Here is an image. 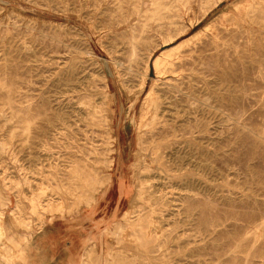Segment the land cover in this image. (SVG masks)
<instances>
[{
	"label": "rangeland",
	"instance_id": "rangeland-1",
	"mask_svg": "<svg viewBox=\"0 0 264 264\" xmlns=\"http://www.w3.org/2000/svg\"><path fill=\"white\" fill-rule=\"evenodd\" d=\"M155 1L0 0V219L15 250L0 264H264V0ZM156 4L169 28L152 27ZM125 20L147 22L130 73ZM181 43L193 61L158 75L150 60L139 93L147 53ZM149 90L178 100L157 137L165 170L137 174ZM137 175L154 200L119 221Z\"/></svg>",
	"mask_w": 264,
	"mask_h": 264
},
{
	"label": "bare ground",
	"instance_id": "bare-ground-1",
	"mask_svg": "<svg viewBox=\"0 0 264 264\" xmlns=\"http://www.w3.org/2000/svg\"><path fill=\"white\" fill-rule=\"evenodd\" d=\"M157 1V0H156ZM155 1V2H156ZM172 1V0H171ZM126 2V1H125ZM137 2L140 3L141 10L145 9L146 4L148 3V0H137ZM154 3V2H153ZM188 6V5H187ZM166 9V7L164 8ZM227 10V9H226ZM252 12V11H251ZM235 13V12H234ZM238 13V12H237ZM138 15V14H137ZM242 15V14H241ZM233 16V15H232ZM235 16V15H234ZM238 16V15H237ZM152 19H154V24H152L153 28L155 30L157 29H161L163 27H168L172 24L171 20H166L165 17H167L163 11L161 10V7L159 5H155L154 9H153V15L150 16ZM174 18V17H173ZM151 19V20H152ZM135 21V20H134ZM145 21V20H144ZM147 22H139V23H130L129 21L125 20V24H127V30H128V36H127V43L126 46L128 48V54H127V58H126V62L124 63L121 62L123 65V69L125 71V73H130V71L132 70V65L133 63H135V55H136V51L137 48L139 46V42L142 39V34L145 31V26H146ZM169 28V27H168ZM208 28V27H207ZM152 30V29H151ZM154 31V30H153ZM155 32V31H154ZM182 34V30H173L170 32H167L166 35H162L161 37V44H167L173 40H175L177 37H179ZM206 34V31L205 33ZM211 34V33H210ZM204 36V35H203ZM202 39V38H201ZM199 40V39H198ZM205 42V41H204ZM210 42V41H208ZM206 42V43H208ZM119 44V43H118ZM176 44V43H175ZM210 44V43H209ZM212 44V43H211ZM181 45L183 46V44H179V45H174L172 47H166V48H162L160 49V51L156 54L152 56V52L150 51L149 53H147L145 59H144V65H143V73L141 75V78L139 80L138 83V92L140 93V90L142 88V86L144 85L146 78L148 76V68H149V62L150 60L152 61V65L153 68L155 70V72L158 75L164 74L166 72L173 71V69H176L177 67H181L182 65H184L185 63L188 62H192L193 59H191L192 57H189V59H182V55L180 54V47ZM204 45V44H203ZM206 45V44H205ZM124 46V45H122ZM116 47V46H115ZM155 47V46H154ZM208 47V46H207ZM143 49V48H142ZM198 49V48H197ZM200 49V48H199ZM198 49V50H199ZM125 50V49H124ZM153 50V49H152ZM188 50V49H186ZM185 50V52H186ZM127 53V52H126ZM184 53V52H183ZM199 57V56H198ZM201 57V56H200ZM203 59V58H202ZM120 60V59H119ZM199 61V60H198ZM115 63V62H114ZM120 64V63H119ZM192 64V63H191ZM118 66V65H117ZM135 66V65H134ZM187 67V66H186ZM134 68V67H133ZM184 68V67H183ZM133 71V70H132ZM177 73V72H176ZM180 74V73H179ZM192 72H186L183 74V78L186 76L187 78L192 79ZM179 77V76H178ZM185 77V78H186ZM195 77V76H194ZM199 78V77H198ZM202 78V77H201ZM154 79V78H153ZM157 79V78H156ZM177 79V78H176ZM195 79V78H194ZM196 80V79H195ZM204 80V79H203ZM202 80V81H203ZM193 81V80H192ZM201 81V80H200ZM199 81V82H200ZM126 83V82H125ZM181 83V82H180ZM203 83V82H202ZM106 84V82H105ZM104 84V86H105ZM155 84V83H154ZM166 84V83H165ZM198 84V83H197ZM204 84V83H203ZM158 85V84H157ZM169 86V85H168ZM172 86V84H171ZM153 87V86H152ZM157 87V86H156ZM179 87V86H178ZM174 88V87H173ZM198 88V87H197ZM156 89V88H155ZM159 89V88H158ZM202 89V88H201ZM109 90V89H108ZM153 90V89H152ZM152 90L147 93L148 96V104L146 107V112L143 113L141 115V117L139 118V123L136 125V149L134 151V158H135V162L139 161V167L137 169V174L140 173V171H150L152 169H155L156 167L158 169H161L160 171H164L165 168L160 167L159 165H162L161 162L159 161L161 156V153L159 152L160 148H162V143H160V140L157 138L160 136L161 133L165 132V127L164 124L162 122V118H163V112H164V107L163 105H170L171 103L177 101V98H173L171 93H159L157 96L153 95ZM196 90V89H195ZM158 91V90H157ZM170 91V89H169ZM180 91V90H179ZM127 92V91H126ZM125 92V93H126ZM135 95V99L138 98V93ZM142 92V91H141ZM160 92V90L158 91ZM164 92V91H163ZM173 92V91H172ZM175 92V91H174ZM181 92V91H180ZM198 93V92H197ZM128 94V92H127ZM126 94V96H127ZM194 94V93H193ZM201 94V93H200ZM117 95V94H116ZM206 95V94H205ZM188 98L190 100H194L195 98H193L190 95H187ZM175 97V96H174ZM106 98V97H105ZM129 99V97H127ZM198 101V100H197ZM196 101V102H197ZM93 104V103H92ZM98 104V103H97ZM105 104V103H104ZM116 104V98L115 95L113 93H108L107 95V104H106V108H105V120L107 122V128H106V133H107V144L105 146V150L107 151V154H109V162L113 161L111 153H113L115 151V144L113 142H115V136L113 135L112 132V127H113V123H114V116H115V108L113 107ZM95 104L92 105V107ZM103 106V105H102ZM89 110V109H88ZM87 110V111H88ZM90 111V110H89ZM95 113V112H94ZM102 113V112H101ZM104 114V113H103ZM137 119V118H136ZM133 121V120H132ZM106 126V125H105ZM114 129V128H113ZM194 143V142H193ZM191 146V144H190ZM135 147V146H134ZM78 152V151H77ZM105 152V151H103ZM77 154V153H76ZM86 154V153H85ZM78 157V156H77ZM120 157V156H119ZM146 157H148V161L146 159ZM90 159V158H89ZM93 159V158H92ZM104 162V160H103ZM159 164V165H153V164ZM110 164H108L109 166ZM82 166V165H81ZM136 166V165H135ZM78 172V171H77ZM80 179L81 176H83V174H79ZM75 177V176H74ZM96 177V176H95ZM139 175H137V183L135 184V191L134 194L132 196V198H134V200H136V202H132V204L129 205L128 210L124 211V213L121 216V220L119 221H125L129 222V214H130V210L134 205L139 204L140 206L143 207L144 203L143 200H146V204L148 206V208H150L149 206L151 205V201H153L154 197H152L151 192H148V187L147 185H145V183L141 182L139 179ZM109 180V177L106 176L105 178H103V180L101 181V184L99 185V187H102L103 185L107 184ZM98 181V180H97ZM121 183V187L123 186V183L120 181ZM92 187V186H91ZM96 189V188H95ZM93 188V191L95 190ZM1 194V193H0ZM132 195V194H131ZM2 197V196H1ZM86 197V196H85ZM141 198V200H140ZM94 198H91L87 200V204H89L90 202L93 201ZM3 200H1L2 202ZM133 201V200H132ZM62 204V203H61ZM154 204V203H153ZM1 206V205H0ZM55 207V206H54ZM59 207V205H58ZM61 207V206H60ZM141 208V207H140ZM145 208V207H143ZM142 208V209H143ZM60 209V208H59ZM141 209V210H142ZM192 209V208H191ZM36 210V209H35ZM140 210V211H141ZM151 210V209H150ZM152 211V210H151ZM150 211V212H151ZM155 212V211H154ZM152 213V212H151ZM152 215V214H151ZM153 216V215H152ZM151 216V217H152ZM149 216V218H151ZM154 217V216H153ZM189 217V216H188ZM187 217V218H188ZM147 218V217H146ZM155 218V217H154ZM153 218V219H154ZM152 219V220H153ZM156 219V218H155ZM116 220L115 218L111 219V223H114ZM146 221V220H145ZM144 221V222H145ZM149 221V220H148ZM151 221V220H150ZM154 222V221H153ZM146 223V222H145ZM159 223V222H158ZM184 223V222H183ZM191 223V222H190ZM151 224V223H150ZM43 225V224H41ZM148 225V224H147ZM160 225V223H159ZM136 226V225H135ZM150 226V225H149ZM156 226V225H154ZM161 226V225H160ZM134 227V226H133ZM147 227V226H146ZM163 227V226H161ZM118 228V227H117ZM126 228V227H125ZM139 228V227H138ZM160 228V227H159ZM140 229V228H139ZM138 229V230H139ZM153 229V226H152ZM157 229V228H156ZM161 229V228H160ZM160 229H157L158 231ZM124 230V229H123ZM135 230V229H134ZM148 230V229H147ZM156 230V231H157ZM163 230V229H161ZM132 231V230H131ZM140 231V230H139ZM138 231V232H139ZM146 231V229H145ZM117 232V230H116ZM134 232V231H133ZM151 232V229H150ZM153 232V231H152ZM151 232V233H152ZM167 232V231H166ZM124 233V232H123ZM130 233V232H129ZM149 233V232H148ZM4 234V226L2 224V221L0 219V239H2L1 243L4 244V248H2L0 251H2V254H6L9 258H13V256L15 255V250L12 248V246H10L5 240H3V235ZM140 234V233H139ZM116 235V234H115ZM125 235V234H123ZM130 235V234H128ZM162 235V234H161ZM164 235V234H163ZM21 236V235H20ZM127 236V235H126ZM160 236V235H159ZM171 236V235H170ZM121 237V236H120ZM149 237V236H148ZM156 237V234H155ZM161 237V236H160ZM179 237V236H178ZM115 238V237H113ZM140 238V237H139ZM127 239V238H126ZM138 239V238H136ZM180 239V238H179ZM130 240V239H129ZM166 240V239H164ZM143 241V240H142ZM168 242V241H167ZM166 242V243H167ZM127 243V242H126ZM145 243V242H144ZM149 243V242H148ZM157 243V242H156ZM162 243V242H161ZM137 244V243H136ZM146 244H147V240H146ZM170 244V243H169ZM179 245V244H178ZM90 247V246H89ZM143 247V246H142ZM178 247V246H177ZM180 247V246H179ZM178 247V248H179ZM129 248V247H128ZM153 248V247H152ZM159 248V247H158ZM87 249V248H86ZM85 249V250H86ZM134 249V248H133ZM139 250V249H138ZM167 250V249H166ZM111 251V250H110ZM130 251V250H129ZM149 251V250H148ZM18 252V250H17ZM16 252V253H17ZM170 252V251H169ZM82 253V252H81ZM90 253V252H88ZM1 254V255H2ZM31 254L33 256V258L35 259V262H41V258L39 257L38 253L35 250H31ZM107 254V253H106ZM110 254V253H108ZM171 254V252H170ZM83 255V254H82ZM88 255V254H87ZM129 255V253H128ZM132 255V254H131ZM144 255V254H143ZM142 256V255H141ZM87 257V256H86ZM82 258V257H81ZM144 259V258H143ZM147 259V258H146ZM145 259V260H146ZM6 260V259H5ZM160 260V259H159ZM18 262V261H17ZM144 262V261H143ZM48 263V262H47ZM17 264V263H16Z\"/></svg>",
	"mask_w": 264,
	"mask_h": 264
}]
</instances>
